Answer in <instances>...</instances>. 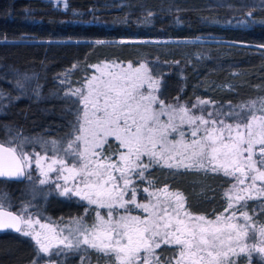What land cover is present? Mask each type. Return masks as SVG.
Here are the masks:
<instances>
[{
	"label": "snow or ice",
	"instance_id": "obj_1",
	"mask_svg": "<svg viewBox=\"0 0 264 264\" xmlns=\"http://www.w3.org/2000/svg\"><path fill=\"white\" fill-rule=\"evenodd\" d=\"M86 68L98 74L86 76L81 88L68 89L60 97L71 117L63 136L27 137L5 126L0 178L32 181L35 198L34 164L42 177L39 185L54 183L49 191L95 205L94 222L88 226L83 217L74 218L65 234L41 223L39 213L30 211L31 200L14 211L9 194L0 191V231L11 230L35 242L38 259L30 264H40L41 257L48 258L43 264H57L53 257L89 249L97 254L98 264L101 259L104 264H264V223L257 218L258 212L264 214V97L235 106L229 102L227 109L221 105L215 111L207 110L214 101L200 98L190 107L179 103V97L175 104H166L160 98L163 73L154 74L147 63L122 66L113 61ZM17 75L22 89L33 79ZM61 75L67 78L69 73ZM32 93L39 98V84ZM110 137L122 151L111 150ZM28 145H39L41 151L29 152ZM145 156L147 163L142 161ZM154 166L174 170L173 174L183 170L231 177L224 211L213 218L194 215L183 193L171 192L167 185L151 192L145 188L149 199L138 203L131 176L143 181ZM51 173L56 174L54 181ZM249 201H260L252 215ZM130 205L145 215H132ZM162 244L175 250L163 260L157 252ZM80 261L86 264L87 256H80Z\"/></svg>",
	"mask_w": 264,
	"mask_h": 264
},
{
	"label": "trees",
	"instance_id": "obj_2",
	"mask_svg": "<svg viewBox=\"0 0 264 264\" xmlns=\"http://www.w3.org/2000/svg\"><path fill=\"white\" fill-rule=\"evenodd\" d=\"M66 3L67 8L64 0H0V139L5 126L27 137L63 136L71 117L65 114L60 97L68 89L81 88L85 77L94 73L87 65L147 63L154 74L163 73L160 98L166 104H175L179 97V103L190 107L200 98L214 101L215 106L207 110L215 111L221 105L227 109L229 102L235 106L264 97V47H260L264 45V0ZM98 40L105 43L95 44ZM65 72L67 78L61 75ZM17 73L33 79L22 89L17 87ZM37 84L39 98L32 93ZM26 150L41 151L39 145H28ZM173 172L154 166L143 181L133 174L137 201H145V188L151 192L167 185L171 192L183 193L194 215L213 218L224 211L230 178L222 173ZM32 184L27 179L0 180V191L9 194L14 211L31 200L30 211L39 213L36 218L44 222L61 226L80 217L88 226L94 222L95 207L38 190L33 198ZM259 203L249 201L250 215ZM257 218L264 223V214L258 212ZM35 248L19 233L0 232V264H30L38 259ZM174 251L168 245L157 249L161 260ZM82 255L87 256L86 264H98L97 254L90 249L61 256L62 262L53 258L57 264H81ZM39 259L42 264L48 258ZM99 264H104L103 259Z\"/></svg>",
	"mask_w": 264,
	"mask_h": 264
},
{
	"label": "rangeland",
	"instance_id": "obj_3",
	"mask_svg": "<svg viewBox=\"0 0 264 264\" xmlns=\"http://www.w3.org/2000/svg\"><path fill=\"white\" fill-rule=\"evenodd\" d=\"M101 66H103V64H101ZM122 66H126V65H122ZM94 73L93 74H98L97 72H96V69L94 68ZM92 74V75H93ZM161 119L162 120H167V116H162L161 117ZM184 130H185V132L187 133L188 132V126L187 125H185L184 126ZM171 138V137H170ZM190 138V137H189ZM110 140H112V141H114L115 143H116V145H114L113 144V146H112V144H110L109 142H110ZM108 144L109 145H111V150L112 151H122L123 149H118L117 148V144H118V141H116L115 140V138H109V141H108ZM108 154V150H107V146H106V150H105V155H107ZM49 155H51V154H49ZM117 157H113V159H116ZM142 161L144 162V163H147L148 162V158L145 156V157H142ZM32 175H33V177L35 178V180L37 181L36 182V184H35V187H36V189L38 190V191H42V192H47L48 194L47 195H53V194H57V192L56 191H49L50 189H53L54 188V183L53 184H50V185H39L38 184V179H40V178H42V177H40L39 176V172H38V170L35 168V165L33 164V168H32ZM114 174H116V175H118V173H114ZM55 173H51L50 174V177H51V179L54 181L55 180ZM228 178H230V180H231V186H230V188L232 187V183H233V181H232V178L231 177H228ZM60 183L61 184H63V181H60ZM259 183V182H258ZM229 188V189H230ZM58 195V194H57ZM145 195H146V199H145V201H142L143 203H146L147 201H148V199H149V196H148V193H146L145 192ZM58 196H60V195H58ZM69 198V197H68ZM71 198H76V199H78L79 201H81L80 200V198L79 197H76V196H72ZM128 197H125V199H127ZM137 200V199H136ZM84 203H86L87 204V202L86 201H83ZM138 203H141L140 201H137ZM91 206H93V207H95L96 208V206L95 205H91ZM130 207L132 208V210L134 211V212H136V213H134V214H132V215H141V216H143V215H145L143 212H142V210H140V209H136V208H134L133 206H131L130 205ZM97 210V209H96ZM102 214H104L107 210L106 209H98ZM120 210H124V209H119L118 211L120 212ZM121 214H123V213H121ZM227 215V214H226ZM93 217H94V220H95V212H94V214H93ZM72 221H70L69 223H67V224H63V225H56V224H53V223H50V222H44V221H42L41 220V223H45V224H48V225H50V226H56V227H58V228H60V229H63L64 230V233L65 234H67V232H68V230H69V228L70 227H72L73 225H72V223H71ZM36 228H37V230H40L39 229V225H36L35 226ZM42 231H44L45 233H48V229H44V230H42ZM22 236V235H21ZM28 239H30L34 244H35V242L30 238V237H27ZM163 245V244H162ZM169 246V245H168ZM82 248H86V246H83L82 245ZM62 258H66V256H62ZM62 258L61 257H59V259L61 260V262H62ZM43 264V263H42Z\"/></svg>",
	"mask_w": 264,
	"mask_h": 264
},
{
	"label": "water",
	"instance_id": "obj_4",
	"mask_svg": "<svg viewBox=\"0 0 264 264\" xmlns=\"http://www.w3.org/2000/svg\"><path fill=\"white\" fill-rule=\"evenodd\" d=\"M0 180H3V181H9V182H16V183H21V182H23L25 179H20V180H6V179H2V178H0ZM0 232H12V233H16V232L11 231V230H8V231H0Z\"/></svg>",
	"mask_w": 264,
	"mask_h": 264
}]
</instances>
